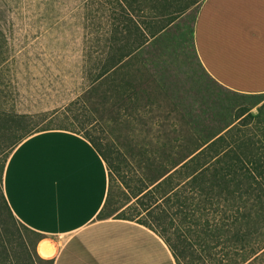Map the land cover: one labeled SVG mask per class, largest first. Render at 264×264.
Returning <instances> with one entry per match:
<instances>
[{
  "label": "trees",
  "instance_id": "1",
  "mask_svg": "<svg viewBox=\"0 0 264 264\" xmlns=\"http://www.w3.org/2000/svg\"><path fill=\"white\" fill-rule=\"evenodd\" d=\"M179 1L102 0L104 7L112 8V34L95 60L99 71L92 86L54 114L61 126L35 131L65 128L87 137L109 169L108 196L98 218L115 216L149 226L165 240L177 264H264V140L257 145L237 124L208 136L185 131L188 123L181 124L176 134L145 136L139 152L143 166L134 173L127 171L126 179L123 176L134 201L126 207L112 205L113 181L122 173L124 158L110 141L106 152L100 147L102 136L94 129L101 124L102 130H108L113 121L111 116L102 123L96 120L95 107L87 102L103 88L106 110L111 111L112 101H117L119 114L129 111L137 83L143 80L144 64L134 53L198 0L173 8ZM258 108L252 115L264 123V100ZM27 119V114L0 108V123L7 128H17L12 124L17 121L21 127ZM30 134L13 140L10 150ZM9 154L0 159V264H53L52 258L34 257L38 241L46 234L22 222L5 195L2 183ZM20 227L27 230L25 238L17 235Z\"/></svg>",
  "mask_w": 264,
  "mask_h": 264
},
{
  "label": "rangeland",
  "instance_id": "2",
  "mask_svg": "<svg viewBox=\"0 0 264 264\" xmlns=\"http://www.w3.org/2000/svg\"><path fill=\"white\" fill-rule=\"evenodd\" d=\"M101 1L0 0V108L28 115L21 127L18 121L12 122L17 128L0 123V159L6 152L12 153L15 147L10 150L9 146L17 137L42 127L61 126L54 114L86 95L92 86L99 71L95 60L112 34V8ZM189 1L181 0L173 8ZM198 1L178 12L167 28L134 53L144 64L143 80L137 83L139 89L129 111L119 114L117 101H112L111 111L106 110L101 101L103 88L92 97L96 103L92 98L87 102L95 107L96 120L102 123L111 116L113 121L108 130H102L101 124L94 129L102 136L100 147L106 152L105 144L110 141L124 158L122 173L113 181V207H126L134 201L123 176L126 179L127 171L134 173L143 166L139 152L145 136L176 134L184 123L190 126L185 131L208 136L237 124L257 145L264 140V123L252 115L258 113L264 96L225 87L198 58L194 21L203 0ZM26 231L20 227V239L26 237ZM38 255L42 256L37 243L34 257L38 259Z\"/></svg>",
  "mask_w": 264,
  "mask_h": 264
},
{
  "label": "crops",
  "instance_id": "3",
  "mask_svg": "<svg viewBox=\"0 0 264 264\" xmlns=\"http://www.w3.org/2000/svg\"><path fill=\"white\" fill-rule=\"evenodd\" d=\"M194 42L204 69L231 90L264 96V0H203ZM264 99H262L263 101ZM15 215L49 240L53 264H177L165 240L136 220L98 218L109 191L106 160L83 134L36 131L3 175Z\"/></svg>",
  "mask_w": 264,
  "mask_h": 264
},
{
  "label": "bare ground",
  "instance_id": "4",
  "mask_svg": "<svg viewBox=\"0 0 264 264\" xmlns=\"http://www.w3.org/2000/svg\"><path fill=\"white\" fill-rule=\"evenodd\" d=\"M52 245L51 242L47 239L42 240L38 245V251L42 256H49L52 254Z\"/></svg>",
  "mask_w": 264,
  "mask_h": 264
}]
</instances>
